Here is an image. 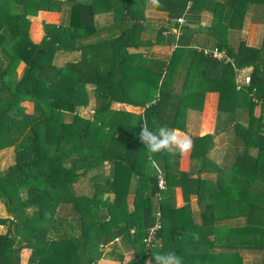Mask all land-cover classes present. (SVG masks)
<instances>
[{
    "label": "trees",
    "instance_id": "16d2710c",
    "mask_svg": "<svg viewBox=\"0 0 264 264\" xmlns=\"http://www.w3.org/2000/svg\"><path fill=\"white\" fill-rule=\"evenodd\" d=\"M143 1L0 0V151L14 150V162L0 171V202L8 215L0 216L6 226L0 264H98L127 250L134 255L123 264H156L154 255L167 252L183 264H243V252L258 254L264 264V107L256 115L263 103L252 100H264V39L260 47L229 41L250 6L264 0L154 2L175 19L172 28L157 31L156 43L173 46L165 59L128 50L142 43ZM63 7L67 22H43L44 35L34 42L30 16ZM204 8L211 9L208 25L201 24ZM99 12L113 13L119 33L99 34ZM200 33L225 48L233 64L192 47ZM62 52L79 55L59 65ZM247 67L250 82L237 89L236 69ZM211 91L218 93L216 128L189 135L194 168L178 169L179 152L147 150L138 137L143 125L186 132L187 110L201 111ZM92 99L91 116H83L79 110ZM116 102L142 111L115 109ZM226 130L234 151L219 167L207 156L214 135ZM226 169L234 184L223 183ZM160 174L165 189L158 187ZM175 187L182 191L181 207L174 203ZM190 195L197 197L198 222ZM156 211L161 227L147 246Z\"/></svg>",
    "mask_w": 264,
    "mask_h": 264
},
{
    "label": "crops",
    "instance_id": "0c3cea01",
    "mask_svg": "<svg viewBox=\"0 0 264 264\" xmlns=\"http://www.w3.org/2000/svg\"><path fill=\"white\" fill-rule=\"evenodd\" d=\"M217 1V0H216ZM222 1V0H220ZM142 7L140 4V13L143 14V21L142 24L144 26V30L142 31L140 35V46L138 48H129V52H142L146 54L147 56H155L158 58H166L169 56V54L172 51V45L168 42H165L164 44L156 43V35L159 28L164 26H169L172 28L173 22L175 19H172L169 17L168 13L166 11L157 10L154 5V0H144L142 3ZM139 12V11H138ZM201 24L202 25H208L210 24L212 14L210 8H204L201 11ZM68 9L67 7H63V9L60 12L57 11H39L37 15L30 16V37L34 42H40L44 32H43V22L46 23H53V24H59L61 22L66 23L68 18ZM96 28L101 36H106L108 34L113 33H119L121 30L119 26L116 25L114 22V16L111 12H99L95 14L94 16ZM167 31H163L162 36H164V41L167 39ZM35 34L37 36H35ZM264 39V6L263 5H251L247 15L244 20L243 27L240 31H233L230 32L229 35V41L230 44L233 46L237 45L238 40H244L247 44L254 46V47H260L263 43ZM199 45V46H216L213 42L207 40V36L204 33H200L196 37V41L192 43ZM77 52H62L57 54L59 60L57 61V57L55 59V62L59 65H62L63 63L75 60L78 58ZM69 58V59H68ZM252 68L247 67L244 68V71L242 74H246L248 72H251ZM237 78V77H236ZM207 101L209 102L210 106V115L209 119H206V112H207ZM92 103L94 105V100L92 99ZM217 104H218V93L215 91L207 92L204 96L203 106L201 111H195L188 109L186 112V118H185V124L186 126H189L188 122V116L196 115L198 116V123L196 126L193 127V130L187 129V132L189 135L196 136V135H204L206 133H213L216 128L217 123ZM264 107V103L260 105V107ZM112 107L115 109H125L128 111L133 112H141L142 109L133 107L131 105H127L124 103H113ZM257 108L255 111V114L258 115L260 111H262L261 108ZM187 119V123H186ZM207 120V121H206ZM245 121V120H243ZM207 122V123H206ZM205 123V124H204ZM205 127V128H204ZM179 134L181 135H187V133H184L181 130L175 129ZM233 138L232 132L230 130H226L223 132H219L214 135V145L208 152V162H213L217 166H222L224 164L228 165L232 161V154L233 151H229L230 149V142ZM255 152V150H253ZM196 161L190 158V152L187 154H180V158L178 160V169L180 171H189L191 168L195 166ZM103 167V171L106 168ZM105 174L109 173V170ZM230 171L226 169L224 171V184H234L229 180ZM205 178H215V173H203L201 175ZM106 198L112 199L113 194L112 193H106ZM134 198V194L130 193L127 197L129 209H132V201ZM174 203L176 207H181L185 204V201L182 196V191L180 187L174 188ZM190 208L193 212L194 219L198 222L199 221V207L197 204V197L196 195H190ZM119 254V253H118ZM127 254H130L128 260L133 258V252L132 251H124L123 256L126 257ZM128 260H125L127 262ZM98 264H121L118 260H116L115 257H105L99 260Z\"/></svg>",
    "mask_w": 264,
    "mask_h": 264
},
{
    "label": "clouds",
    "instance_id": "9594fccd",
    "mask_svg": "<svg viewBox=\"0 0 264 264\" xmlns=\"http://www.w3.org/2000/svg\"><path fill=\"white\" fill-rule=\"evenodd\" d=\"M158 2V0H154ZM140 141L151 153L166 151L169 153L187 154L193 147L191 137L179 134L175 129L161 126L158 129H150L143 125L138 133ZM156 264H183L182 258L175 252H167L154 255ZM146 264H152L149 260Z\"/></svg>",
    "mask_w": 264,
    "mask_h": 264
},
{
    "label": "rangeland",
    "instance_id": "374dc122",
    "mask_svg": "<svg viewBox=\"0 0 264 264\" xmlns=\"http://www.w3.org/2000/svg\"><path fill=\"white\" fill-rule=\"evenodd\" d=\"M35 36H37L35 34ZM69 59V58H68ZM0 60H3V54L0 53ZM57 61L59 60L58 56H57ZM21 68V67H20ZM93 103L92 100L90 101L89 105L85 108H82L79 110V112L83 115V116H91L92 112H93ZM198 116L196 115H191L188 116V122H189V126H186V132L187 133V129H191L193 130V127L196 126V124L198 123ZM224 115L220 116V120H223ZM186 123H187V119H186ZM189 135V134H188ZM14 162V150L12 147H7L4 148L0 151V171H3L4 169H6L10 164H12ZM107 170H109V165L106 166V168L104 169V171L106 172ZM133 193V192H132ZM134 194V193H133ZM105 197V195L103 196ZM106 198V197H105ZM0 216L1 217H6L7 212H6V207L5 205L0 202ZM6 231V226L5 225H0V232H5ZM130 254H127L126 257L125 256H120V254L118 255V261L123 264L125 260H128V258ZM22 256L23 258H26L28 256V252L27 251H22ZM107 257H115V256H110L108 255ZM117 258V257H115ZM259 255L255 254V253H242V259H243V264H260V262L258 263L259 260ZM25 261V260H24Z\"/></svg>",
    "mask_w": 264,
    "mask_h": 264
},
{
    "label": "built area",
    "instance_id": "2783aa9c",
    "mask_svg": "<svg viewBox=\"0 0 264 264\" xmlns=\"http://www.w3.org/2000/svg\"><path fill=\"white\" fill-rule=\"evenodd\" d=\"M176 21L179 24H182L184 22V16L179 17L176 19ZM192 47L197 49L198 51H202L204 55L206 56H211L213 58H216L218 60H222L224 62H230L233 64V59L228 55L227 51L225 48H219L218 46H199L196 44H193ZM173 49V46L172 48ZM237 71V78H236V88L240 89L245 85H248L250 82V72L246 74H242L244 69H236ZM253 101L258 102V103H264L263 99H259L255 96L252 98ZM158 187L159 189H165V181L163 179V175H159L158 179ZM161 227V220H160V212L156 211V221L155 223L148 229V234L145 237V242L147 246L153 245V242L156 240V231Z\"/></svg>",
    "mask_w": 264,
    "mask_h": 264
}]
</instances>
